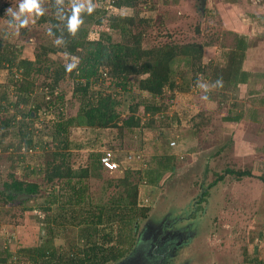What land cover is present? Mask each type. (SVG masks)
<instances>
[{
    "label": "rangeland",
    "instance_id": "obj_1",
    "mask_svg": "<svg viewBox=\"0 0 264 264\" xmlns=\"http://www.w3.org/2000/svg\"><path fill=\"white\" fill-rule=\"evenodd\" d=\"M56 1H66L68 6H72L73 2L86 5L89 2ZM20 2L21 0H0V38L15 45V52L21 57L34 58L35 53L41 49L39 45L44 41L43 34L47 32L49 23H38L40 14L33 13L25 27L18 31L10 28L7 9L18 10ZM49 3L51 0H40L42 11L50 12ZM119 11L115 10L116 13ZM126 13L148 19L141 24L144 29V47L168 41H198L204 44V64L223 62V51L233 45L235 36L246 35L248 48L245 67L264 74V0H204L203 6L201 0H146L127 9ZM97 34L95 31L94 35ZM50 59L52 68L73 65L75 62L73 57L62 52L51 53ZM183 70L186 72L176 77V84L185 90L174 91L173 96L169 97L171 92L166 88V96L162 100L166 106L164 115L176 116V125V122L174 125L168 124L165 118L166 120L155 119L153 128L145 126L120 130L117 127H72L69 139L88 143L82 149L74 146L67 148L65 162L81 172L87 167L86 158L90 150H111L122 161L123 168L140 169L145 173L154 169V158L158 155L174 154L172 170L165 171L158 183L153 186L143 182L139 184V196L143 204L149 207L145 217L156 219L165 213L175 217L182 216L186 223L184 221L181 226L186 225L193 232L191 237L186 238L185 245L177 251L174 261L184 264H249L252 261L250 259L255 258L254 264H264V181L259 177L264 169V105L253 103L248 97L250 89H260L264 85V78H259L256 83L249 82L239 86L237 100L242 103L243 108L249 107L253 112H246V117L234 122L224 119L231 105V98L221 104L216 102L220 96L213 101L205 100L203 90L209 85L207 79L199 74L195 84L189 70L185 67ZM6 72L5 68L0 71L1 79ZM12 72L15 73V70ZM46 75L49 76L45 77ZM46 75L37 76L35 90L38 92L50 91V87L43 85L42 81L45 78L51 81L53 70H47ZM63 77L53 88V94L57 96L54 97L57 98L55 105L64 100L66 106L61 105L59 108L64 110L63 116H66L76 112L79 101L72 96L71 77L68 74ZM62 91L64 96L59 99L58 95ZM108 91L112 92V89L105 90ZM9 92L14 98V91ZM135 95L134 97L132 92L128 96V103H124V95L122 98L120 92L116 95V98L121 99L117 110L122 112V119L128 113L129 104L146 97L150 100L145 92L141 95L135 91ZM59 108H54V111L57 112ZM138 109L137 114L139 112L142 116L143 105ZM199 111H203V115H198ZM12 112L11 108L6 116ZM31 115L32 119L28 120L27 127H32L34 131L30 129L32 136L28 148H17V141L22 135L18 126L9 127V133L5 137L0 135V193L7 192L3 182H9L11 176L38 182L41 189L38 193L19 197L10 203L2 202L3 197L0 195V264H28L27 255L18 251L40 243L47 235L44 218L48 211L42 206L45 204L44 191L49 188L42 169L45 161L51 158L47 154L55 151V143H49V147L45 146L43 150L32 149V145L40 140L39 136L50 141L49 133L54 121L46 119L54 116L47 113L45 118L40 112L38 117L34 112ZM20 117L19 115L17 118ZM147 119V115L141 118L142 122ZM121 122L122 120L119 121ZM195 125L198 127L195 128ZM22 129L25 130L24 127ZM47 131L49 133L46 134ZM7 142L14 143V146L2 148ZM42 151H47V154ZM22 152L25 154L20 160ZM129 155L132 160L126 161ZM238 170L248 171L249 174L238 176ZM104 173L110 177L121 174ZM91 183L97 191L94 202H106L113 195L112 187L103 189L104 182L93 179ZM52 211L54 214L55 208ZM145 217L135 225H142ZM77 231L76 226L68 225L64 235L59 237L61 232L54 243L59 245L66 238L74 240Z\"/></svg>",
    "mask_w": 264,
    "mask_h": 264
},
{
    "label": "trees",
    "instance_id": "obj_2",
    "mask_svg": "<svg viewBox=\"0 0 264 264\" xmlns=\"http://www.w3.org/2000/svg\"><path fill=\"white\" fill-rule=\"evenodd\" d=\"M142 1L146 0H114V5L120 11L116 14H107L103 6L104 0H89L88 4L93 6V11L88 13L86 9L82 10L79 14L82 22L75 32H71L67 27V21L72 14V6H68L66 1L51 0L50 12L42 11L37 20L38 23L44 21L49 23V28L43 34L44 41L40 43L41 49L35 53L34 58L21 57L15 52V45L0 38V71L3 68L7 70L4 78H0V135L5 137L9 133V127L18 126L22 135L17 141V148L23 147L24 150L28 148L31 130L34 131L32 127H27L28 120L32 119L31 112H34L36 117L39 112L43 113L45 118L47 113L54 116L46 119L54 121L52 131L46 132L50 134V141L39 136L40 140L32 145L34 147L32 149L43 150L45 146L49 147V143H55V151L50 154H47L48 150L42 151L51 155L42 169L43 178L49 188L44 191L45 204L42 206L49 212L44 218L47 235L40 243L23 247L18 251L27 255L28 264H109L124 257L135 240L136 222L145 217L149 210L139 196V184L143 182L153 186L160 181L165 171L172 170L174 166L175 155L172 153L155 157L154 169L145 173L140 169L123 168L122 161L116 156L119 166L116 170L109 171L100 161L105 151L92 149L86 158L87 167L81 172L76 171L72 164L65 162L68 156L66 149L71 146L82 149L88 142H75L69 139L72 127L91 129L117 127L120 130L145 126L153 128L155 119L165 118L168 124L174 125L176 122V125V116L164 115L163 110L166 106L162 100L166 96V88L171 92L169 97L173 96L174 91L185 90L176 84V77L186 72L183 70L184 67L189 70L194 83L199 74L207 79L209 85L203 90L205 100L213 101L220 96L216 102L221 104L230 97L231 105L224 119L239 121L244 111L242 103L237 100L239 85L256 82L264 76L263 73L243 68L248 48L245 35H236L233 45L223 51V62L215 65L212 62L203 63L204 44L198 41L182 43L168 41L144 47L142 45L144 29L141 28V24L148 19L126 13L127 9ZM95 31L97 35H94ZM56 52L74 58V66L70 71L65 65L50 67V54ZM47 70H53L51 81L45 80V77L49 76L46 75ZM41 74L46 75L42 82L43 85L50 87V91L35 90L37 76ZM66 74L73 81L71 93L79 101V105L74 114L63 116L64 110L59 107L61 105L65 107L66 104L61 100L55 105L57 98L54 97L57 96L53 94V88ZM108 88L112 89V92H105ZM262 90V88L249 90L248 97L253 103L264 105ZM9 91H14V98ZM135 91L141 95L145 92L150 100L146 97V100L142 98L141 101L129 104L128 113L122 119V112L117 110L121 99L116 98V95L119 92L122 98L124 95L123 100L126 103L132 92L134 97L136 96ZM63 96L62 91L58 98L62 99ZM141 104L142 116H148L146 122H142L139 112L137 114ZM11 108L14 112L6 116ZM54 108L59 109L55 112ZM197 114L203 115V111ZM19 115L20 119L17 118ZM21 127L25 130H21ZM197 127L198 125H195V128ZM12 146L14 143L7 142L2 148ZM24 154L22 152L19 155L20 160ZM129 160L132 158H127L126 161ZM104 172L121 174L110 177L105 176ZM248 174L249 172L245 170L237 171L238 176ZM259 177L264 181V169ZM93 179L96 182L99 180L104 182L103 189L112 187V198L109 197L106 202H94L93 198L97 191L94 190V185L92 186ZM3 184L7 192L2 191L0 195L3 197L2 202L7 203L15 200L14 192L33 195L41 190L38 182L12 176L9 182L4 181ZM68 225L78 228L74 240L66 238L61 244L56 245L55 238L61 232L59 237H62ZM250 260L252 261L249 264H254L256 259Z\"/></svg>",
    "mask_w": 264,
    "mask_h": 264
},
{
    "label": "flooded vegetation",
    "instance_id": "obj_3",
    "mask_svg": "<svg viewBox=\"0 0 264 264\" xmlns=\"http://www.w3.org/2000/svg\"><path fill=\"white\" fill-rule=\"evenodd\" d=\"M13 194L15 199L28 195L15 192ZM147 217L142 221V225H136L137 238L127 256L119 259V264H184L176 263L174 258L177 251L185 245L184 242L193 234L186 225L181 226L186 220L182 216L178 218L167 213L156 219Z\"/></svg>",
    "mask_w": 264,
    "mask_h": 264
},
{
    "label": "clouds",
    "instance_id": "obj_4",
    "mask_svg": "<svg viewBox=\"0 0 264 264\" xmlns=\"http://www.w3.org/2000/svg\"><path fill=\"white\" fill-rule=\"evenodd\" d=\"M87 10L88 13L93 11V6L85 3L72 4V14L68 17L67 27L69 31L75 32L77 26L82 22L79 14L82 10ZM7 13L10 15L8 25L10 28H14L18 31L21 27H25L29 23L30 16L35 14H42V8L39 0H21L18 5V10L7 9ZM24 17L23 19L21 17ZM74 65H67V70H71Z\"/></svg>",
    "mask_w": 264,
    "mask_h": 264
},
{
    "label": "built area",
    "instance_id": "obj_5",
    "mask_svg": "<svg viewBox=\"0 0 264 264\" xmlns=\"http://www.w3.org/2000/svg\"><path fill=\"white\" fill-rule=\"evenodd\" d=\"M113 2L114 0H104L103 6L107 10V14H115V10L118 11V8L114 6ZM116 156L117 155L113 151L105 150V153L101 156L100 161L106 170L114 171L118 168L119 162ZM127 158L130 159L131 155Z\"/></svg>",
    "mask_w": 264,
    "mask_h": 264
},
{
    "label": "crops",
    "instance_id": "obj_6",
    "mask_svg": "<svg viewBox=\"0 0 264 264\" xmlns=\"http://www.w3.org/2000/svg\"><path fill=\"white\" fill-rule=\"evenodd\" d=\"M245 36H246V35H245ZM246 38H247V37H246ZM246 53H247V52H246ZM245 55H246V54H245ZM245 62H246V57H245V59L243 60V68H244V69H247V70H249V71H252V69H248V68L245 67ZM260 73H261V72H260ZM262 77L264 78V76H262ZM260 78H261V77H260ZM251 82H254V81H251ZM254 83H256V82H254ZM240 85H241V84H240ZM240 85H239V86H240ZM261 88L263 89V90L261 91V94H264V85L261 86L260 89H261ZM251 110H253V109H251V108H249V107H248L247 109L244 108L243 116H242V118H241L240 120H242L243 117H246V112L249 113V114H250V112H253V111H251ZM248 111H249V112H248ZM232 113H233V111H232ZM252 114H253V113H252ZM247 117H249V115H247ZM251 117H252V115H251ZM251 117H250V118H251ZM250 118H249V119H250ZM253 118H254V117H253ZM240 120H239V121H240ZM234 122H237V121H234ZM243 136H244V135H243ZM145 185H146V184H145Z\"/></svg>",
    "mask_w": 264,
    "mask_h": 264
},
{
    "label": "water",
    "instance_id": "obj_7",
    "mask_svg": "<svg viewBox=\"0 0 264 264\" xmlns=\"http://www.w3.org/2000/svg\"><path fill=\"white\" fill-rule=\"evenodd\" d=\"M203 5H204V0H201V6ZM23 196H29V195H23ZM119 263H121V260L115 262V264H119Z\"/></svg>",
    "mask_w": 264,
    "mask_h": 264
}]
</instances>
